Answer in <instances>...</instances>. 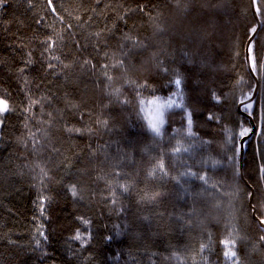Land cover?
<instances>
[{"label":"trees","instance_id":"obj_1","mask_svg":"<svg viewBox=\"0 0 264 264\" xmlns=\"http://www.w3.org/2000/svg\"><path fill=\"white\" fill-rule=\"evenodd\" d=\"M255 8L0 0V264H264V0ZM156 98L179 105L160 135L143 110Z\"/></svg>","mask_w":264,"mask_h":264},{"label":"snow or ice","instance_id":"obj_2","mask_svg":"<svg viewBox=\"0 0 264 264\" xmlns=\"http://www.w3.org/2000/svg\"><path fill=\"white\" fill-rule=\"evenodd\" d=\"M50 2H51V0H50ZM252 31L255 32L256 29L253 28ZM248 59H249L250 67L255 69V55L252 53L251 46H250V49H249V57H248ZM21 71H23V69ZM164 71H168V69L165 68ZM108 79L111 80V77H108ZM174 82H175V84L177 86H179L181 84V79L177 78ZM118 93H119V90H117V94ZM214 99L219 101V97L218 96L214 97ZM153 103H155V102H153ZM174 105H175V101H173V100L166 101L165 104H163V105H157L156 114L155 115H150L148 117V126H149L150 130L152 132H154L156 135H160L161 125L163 123V120H162V115L163 114L160 111V109L163 108V107L171 108ZM175 106H179V105H175ZM10 110H11V108H10V104H9V99L5 98L3 96H0V115L4 114V113H6V112H8ZM191 124H192V121H191V118L189 117V119H188L189 135L192 134L191 133ZM176 151H179V149H176ZM157 168L160 171L164 170V164H163L162 161L156 166V168L153 169V172L156 171ZM149 174L151 175L152 173L150 172ZM189 174H192V173H189ZM198 178L200 180H205V182H206V178L204 176H199ZM122 187H124V190L127 191V187L126 186H122ZM72 192H73V195L76 194L74 187L72 189ZM261 224H264V220H261ZM75 239L81 240L82 237L80 236L79 233H77ZM261 240H264V237H261ZM221 243L225 247L224 255H225V257L227 259L232 260L233 258H235L237 256V253L234 251V249L236 247V241L235 240L225 239V240H222Z\"/></svg>","mask_w":264,"mask_h":264},{"label":"water","instance_id":"obj_3","mask_svg":"<svg viewBox=\"0 0 264 264\" xmlns=\"http://www.w3.org/2000/svg\"><path fill=\"white\" fill-rule=\"evenodd\" d=\"M252 4H253V8H254V11H255V13H256V15H257V11L255 10L256 8H255V0H252ZM261 25H262V22H261V20H259L258 21V27H257V29H256V31L252 34V36L249 38V40L247 41V46H246V54H247V56L249 57V46H250V43L252 42V40H253V38L256 36V34H257V31L259 30V28L261 27ZM248 57H247V60H248V64H249V59H248ZM256 79H257V77H256ZM258 82V81H257ZM257 86V85H256ZM256 93H257V90H255L254 91V93H253V96L249 99V100H251V99H253L255 96H256ZM244 102H241L239 105H240V107H241V105L243 104ZM248 116H250V115H248ZM250 118H252L251 116H250ZM251 122H254L253 120H251ZM255 131H256V126L255 125H253V128H252V131L249 133V134H247L246 136H244L242 139H241V144H240V157H239V163H240V175L242 176L243 175V155H244V150H245V141L253 134V133H255ZM260 224H261V222H260ZM261 226L264 228V224H261Z\"/></svg>","mask_w":264,"mask_h":264},{"label":"rangeland","instance_id":"obj_4","mask_svg":"<svg viewBox=\"0 0 264 264\" xmlns=\"http://www.w3.org/2000/svg\"><path fill=\"white\" fill-rule=\"evenodd\" d=\"M166 101H169V100H164V99H161V98H156V99H152V100L145 101L143 103L144 104L143 105V110H144V114L147 117V119H148V117L150 115H155L156 114L157 105H163V104H165ZM153 102H155V103H153ZM166 108H168V107H163V108L160 109V111L162 112V114L164 113V111H165ZM259 117H260V115H259ZM162 118H163V115H162ZM251 120H253V119L251 118ZM253 121L254 122H251L250 119H249V124H247V126H246V128H247L246 131L249 129V126L248 125L251 126V129L250 130L252 131V126L253 125H256L255 124V120H253ZM0 123H1V119H0ZM259 124L260 125L262 124V118L261 117L259 118ZM240 128H241V130L239 129L238 131H236L235 133H233L234 136L237 137L239 133H240V136H241V133L243 132V130H242V127H240ZM258 129L260 130L259 126H258Z\"/></svg>","mask_w":264,"mask_h":264},{"label":"bare ground","instance_id":"obj_5","mask_svg":"<svg viewBox=\"0 0 264 264\" xmlns=\"http://www.w3.org/2000/svg\"><path fill=\"white\" fill-rule=\"evenodd\" d=\"M250 66V64H248Z\"/></svg>","mask_w":264,"mask_h":264}]
</instances>
